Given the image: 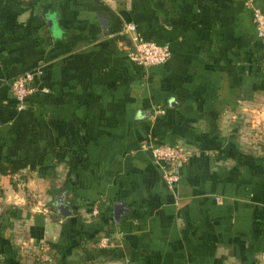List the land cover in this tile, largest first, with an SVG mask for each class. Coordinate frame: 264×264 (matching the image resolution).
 Returning a JSON list of instances; mask_svg holds the SVG:
<instances>
[{"label":"crops","instance_id":"1","mask_svg":"<svg viewBox=\"0 0 264 264\" xmlns=\"http://www.w3.org/2000/svg\"><path fill=\"white\" fill-rule=\"evenodd\" d=\"M129 23L164 63L130 60ZM37 67L47 91L19 108L9 83ZM259 99L245 0H0V164L27 160L0 174V264L8 242L32 264L49 242L73 261L101 238L115 252L79 264H264V179L240 128ZM152 143L193 150L172 187Z\"/></svg>","mask_w":264,"mask_h":264},{"label":"built area","instance_id":"2","mask_svg":"<svg viewBox=\"0 0 264 264\" xmlns=\"http://www.w3.org/2000/svg\"><path fill=\"white\" fill-rule=\"evenodd\" d=\"M245 4L251 11L252 22L260 41L261 62L264 64V13L255 5L254 0H245ZM122 32L130 37L131 48L128 55L133 62L143 66H152L162 64L168 59L170 55L168 46L144 39L135 24L124 25ZM40 74L41 70L37 67L14 77L9 83L10 95L19 108L24 107L26 97L32 93L47 91L46 88H39L34 84L35 78ZM162 112V109L156 108L153 117ZM149 150L153 160L160 165L162 177L169 187H172L178 180L175 167L187 163L193 155V150L189 146L180 143H152L149 145ZM92 213L95 215L97 210L93 209ZM98 244L100 247H107V238H101ZM261 257L264 259V254ZM40 258L43 261L51 262L53 257L50 249L43 248Z\"/></svg>","mask_w":264,"mask_h":264},{"label":"trees","instance_id":"3","mask_svg":"<svg viewBox=\"0 0 264 264\" xmlns=\"http://www.w3.org/2000/svg\"><path fill=\"white\" fill-rule=\"evenodd\" d=\"M261 65V64H260ZM263 67L264 64L262 63ZM226 152V158L230 157V153H232L230 150H224ZM241 157L243 159L242 162H245L244 167H247L248 164H251V167H255V172L254 175L258 178L264 179V155L256 154V153H250V152H241ZM192 158V157H191ZM190 158V159H191ZM190 161V160H189ZM189 161L187 163H189ZM185 163V164H187ZM27 166V160L24 158H15V159H9L5 161L4 163L0 164V174L6 175H12L16 172H18L20 169L24 168ZM0 236L3 237L2 229H3V224L0 225ZM97 241V238L94 240ZM51 255L53 257V260L51 262L47 261H39L38 264H58L60 257H63L62 260L65 261L64 264H79L81 262L87 261L91 259L98 258V257H105V256H110L115 252V249L113 247H99L96 246L93 250H84V257L79 259V260H69L66 261L64 258V248L59 247L57 243L55 242H49L48 243ZM4 247V255L9 258V261L11 260V264H20L18 260V254H17V249L10 244V242L5 243L3 245ZM38 260V259H37ZM58 261V263H57ZM61 261V260H60ZM9 263V262H8Z\"/></svg>","mask_w":264,"mask_h":264},{"label":"rangeland","instance_id":"4","mask_svg":"<svg viewBox=\"0 0 264 264\" xmlns=\"http://www.w3.org/2000/svg\"><path fill=\"white\" fill-rule=\"evenodd\" d=\"M252 109L254 111L251 115L247 114L240 118L241 141L254 153L264 155V101L259 99ZM39 261L43 260L39 258L32 264H38Z\"/></svg>","mask_w":264,"mask_h":264},{"label":"water","instance_id":"5","mask_svg":"<svg viewBox=\"0 0 264 264\" xmlns=\"http://www.w3.org/2000/svg\"><path fill=\"white\" fill-rule=\"evenodd\" d=\"M101 23H103V21H101ZM1 205L2 203L0 202V209H1ZM60 210L62 214H69V211L66 209V207H60ZM120 212H121V205H116L114 207V213H113L115 219H118Z\"/></svg>","mask_w":264,"mask_h":264}]
</instances>
